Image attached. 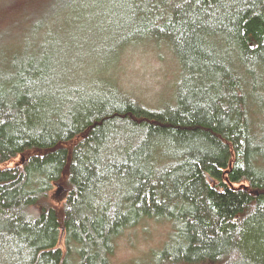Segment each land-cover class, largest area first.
<instances>
[{
	"label": "trees",
	"instance_id": "trees-1",
	"mask_svg": "<svg viewBox=\"0 0 264 264\" xmlns=\"http://www.w3.org/2000/svg\"><path fill=\"white\" fill-rule=\"evenodd\" d=\"M148 220L120 264H264V0H0V264H115Z\"/></svg>",
	"mask_w": 264,
	"mask_h": 264
},
{
	"label": "rangeland",
	"instance_id": "rangeland-1",
	"mask_svg": "<svg viewBox=\"0 0 264 264\" xmlns=\"http://www.w3.org/2000/svg\"><path fill=\"white\" fill-rule=\"evenodd\" d=\"M145 56L136 55L126 64V76L130 82L141 87L139 91L143 95L152 94L158 89L161 82L164 81L163 72L166 64L155 60L154 53L143 54ZM153 56V57H152ZM156 58V57H155ZM173 69L172 65H168L166 73ZM20 158H16L7 162L8 166L19 164ZM151 220L145 222L141 227L127 231L124 236L118 239L117 247L115 248L112 260L115 264L127 262L130 259L141 256L150 252L154 247L158 246L157 241H161L164 231L168 226L157 225L152 227ZM155 223L154 221H151ZM140 229L139 231H137ZM162 242V241H161ZM160 243V242H159ZM158 243V244H159ZM62 244V242H61ZM156 244V245H155Z\"/></svg>",
	"mask_w": 264,
	"mask_h": 264
}]
</instances>
